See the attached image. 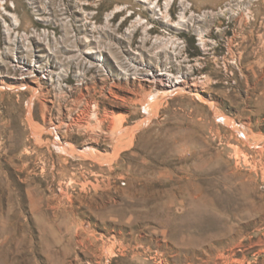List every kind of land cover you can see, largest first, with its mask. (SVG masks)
<instances>
[{
  "label": "rangeland",
  "instance_id": "obj_1",
  "mask_svg": "<svg viewBox=\"0 0 264 264\" xmlns=\"http://www.w3.org/2000/svg\"><path fill=\"white\" fill-rule=\"evenodd\" d=\"M0 264H264V0H0Z\"/></svg>",
  "mask_w": 264,
  "mask_h": 264
},
{
  "label": "bare ground",
  "instance_id": "obj_2",
  "mask_svg": "<svg viewBox=\"0 0 264 264\" xmlns=\"http://www.w3.org/2000/svg\"><path fill=\"white\" fill-rule=\"evenodd\" d=\"M158 78H159V81L161 82V84L164 85L165 88H168V85H169L168 82L170 80L168 81L167 79H165L164 76H158ZM176 83H178V81H176ZM175 84L173 85V87H176L177 86ZM104 113L105 114L103 116H101L100 118H97L98 128H100L99 125L101 123L107 122L109 124V129H110L113 126V124H114V122H113V119L114 118H113L112 115H110V113H108V112H104ZM91 115H92V113H91V107L90 106H85L84 109H82V112L80 113V115H78L74 119L73 124H68V125H66L64 127H65L66 130H69L70 128H72L73 125H75V127L77 129H84L85 132L95 133V128L96 127L92 126L90 124V121H89V117H91Z\"/></svg>",
  "mask_w": 264,
  "mask_h": 264
}]
</instances>
